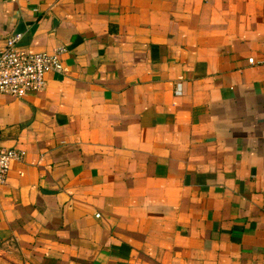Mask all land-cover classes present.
Wrapping results in <instances>:
<instances>
[{"label":"crops","instance_id":"1","mask_svg":"<svg viewBox=\"0 0 264 264\" xmlns=\"http://www.w3.org/2000/svg\"><path fill=\"white\" fill-rule=\"evenodd\" d=\"M19 20L67 53L0 96V264H264V0H0V48Z\"/></svg>","mask_w":264,"mask_h":264},{"label":"built area","instance_id":"2","mask_svg":"<svg viewBox=\"0 0 264 264\" xmlns=\"http://www.w3.org/2000/svg\"><path fill=\"white\" fill-rule=\"evenodd\" d=\"M20 38V35L9 37L0 48V96L18 100L43 92L48 75L62 72V59L67 53L65 47L50 53L26 52L20 48ZM180 95L181 85L177 84L175 96ZM22 157L23 152L0 145V185L5 184L11 163Z\"/></svg>","mask_w":264,"mask_h":264},{"label":"water","instance_id":"3","mask_svg":"<svg viewBox=\"0 0 264 264\" xmlns=\"http://www.w3.org/2000/svg\"><path fill=\"white\" fill-rule=\"evenodd\" d=\"M54 27L57 24L55 20L53 21ZM25 33V25L23 24L22 20H19L14 32L12 33V37H15L17 35H22Z\"/></svg>","mask_w":264,"mask_h":264}]
</instances>
